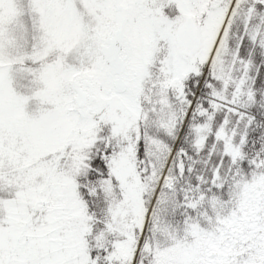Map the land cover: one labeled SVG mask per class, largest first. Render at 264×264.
I'll return each instance as SVG.
<instances>
[{"label": "snow or ice", "instance_id": "snow-or-ice-1", "mask_svg": "<svg viewBox=\"0 0 264 264\" xmlns=\"http://www.w3.org/2000/svg\"><path fill=\"white\" fill-rule=\"evenodd\" d=\"M0 264H264V0H0Z\"/></svg>", "mask_w": 264, "mask_h": 264}]
</instances>
